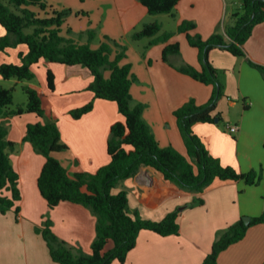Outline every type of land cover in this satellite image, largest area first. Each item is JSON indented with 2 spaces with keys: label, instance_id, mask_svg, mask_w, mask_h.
<instances>
[{
  "label": "crops",
  "instance_id": "1",
  "mask_svg": "<svg viewBox=\"0 0 264 264\" xmlns=\"http://www.w3.org/2000/svg\"><path fill=\"white\" fill-rule=\"evenodd\" d=\"M48 3L58 9L71 7L68 4L59 7L54 2ZM241 7L242 0H179L176 16L173 17L175 27L166 30L160 21L162 32L174 33L170 42L178 41L181 46L180 54L172 56L171 61L175 65L189 64L202 68L198 49L189 44L185 33L178 31L183 20L195 21L197 27L192 33L208 38L216 31H224L225 24L231 22V14ZM73 9L77 11L75 18L81 24L76 28V25L67 22V18L63 34L66 35L70 28L73 36L77 37L78 32L93 28L96 30L92 42L94 48L100 45L105 36L123 43L145 23L159 22L152 17L157 14H150L140 0H82L78 10ZM5 32L0 26V35ZM83 41H86V37ZM144 44L145 41H142L145 49ZM165 45L157 43L149 46L144 53H140L137 64L125 60L132 64V71L138 78L131 87V94L146 105L144 119L151 125L160 145H172L186 154L174 111L190 98H194L198 104L206 103L212 95L213 86L166 63L163 60ZM244 48V56H234L218 48L209 54L224 91V96L217 103V110L221 112L223 121L228 123L227 126H239L236 134L228 130L234 139L222 135L213 123L199 122L193 129L224 165H231L241 172L255 169L262 174V180L257 185H248L244 180L215 179L204 191L195 192L166 181L160 172L149 166H142L135 176L119 183L120 188L128 192L130 212L160 220L168 212L178 209L180 232L178 235L162 236L142 230L136 246L128 253L126 264H202L224 229L244 215L252 218L264 211V73L251 64L254 62L264 66V22L255 26ZM27 50L23 44L11 49L12 57H4L0 64L20 63L19 52ZM41 66L46 71V82L41 89L38 88L41 94L53 100L56 115L61 109L58 108L60 103L57 99H63L66 104L64 109L67 114L63 119L58 117V126L68 149L59 152L57 157L71 174L96 172L111 159L107 149L111 125L124 120L123 114L115 101L96 98L94 92L87 90L94 79L88 68L45 59L32 68L36 73V68ZM49 69L55 75L53 91L47 84ZM106 74L109 75V72ZM91 100L94 101L92 111L79 119L70 115L72 108ZM22 116L26 118L24 124H19L17 129L11 125L8 134L10 140L20 143L11 158L20 174L21 211L19 215L13 211L0 213V264H58L51 258L43 236L35 229L44 221L46 213L54 227L58 228L60 217L64 219L66 235L58 233L62 239L74 248L82 247L85 252L91 253V244L96 235V217L87 207L70 201H62L54 208L48 206L37 182L45 157L30 142L23 141L27 125L39 119L32 112ZM254 132L259 137L253 141V145H249L248 140ZM222 136L227 141L226 145L220 144ZM195 198H202L203 203L192 204ZM112 246L110 242L107 248ZM112 264H118V261ZM217 264H264V224L249 226L244 238L220 253Z\"/></svg>",
  "mask_w": 264,
  "mask_h": 264
},
{
  "label": "trees",
  "instance_id": "2",
  "mask_svg": "<svg viewBox=\"0 0 264 264\" xmlns=\"http://www.w3.org/2000/svg\"><path fill=\"white\" fill-rule=\"evenodd\" d=\"M140 2L150 14L175 17L179 0ZM71 13V8H55L48 0H0V26L6 31L0 35V52L21 44L28 48L27 52H19L20 63H1L0 75L4 79L33 80L36 73L32 66L41 59L70 66L82 65L94 77L87 90L94 92L96 98L117 103L125 119L111 125L107 141L111 159L96 172L71 174L57 157L56 154L67 150L68 145L62 141L58 119L54 116L45 122L29 123L23 141L30 142L45 157L37 182L48 206L54 208L62 201H70L87 207L96 217V235L91 244V253L85 252L82 247L70 246L56 235L51 219L36 226V232L47 243L51 258L58 264H111L114 260L118 264H126L128 253L136 246L142 230L162 236L178 235L180 232L178 209L168 212L160 220L144 218L137 212H130L127 190L113 191L120 181L135 176L142 166H149L160 172L166 181L195 192L204 191L215 179L244 180L248 185H257L262 180V174L255 169L241 172L231 165H224L219 157L209 151L193 126L199 122L223 121L221 112L217 110V103L224 96L223 86L209 54L218 48L234 56H244L246 41L255 26L264 22V0H242V7L231 14V22L225 24L224 31H216L208 38L192 33L197 27L193 20L185 19L179 24L178 31L185 33L189 44L198 49L201 69L189 64L175 65L171 61L172 56L180 54L181 46L178 41L170 42L174 33L162 32L160 22L145 23L140 30L132 33L131 38L136 41L150 38L145 49L153 44L165 43L163 60L166 63L213 86L212 95L206 103L198 104L194 98H190L174 111L186 154L172 145L162 147L151 125L144 119L146 105L143 102L133 103L131 87L138 78L132 71V64L125 62L127 46L105 36L98 47H92L96 37L93 28L81 32L77 37L73 36L70 28L66 35L63 34V25ZM84 37L86 41H83ZM251 64L264 73L263 65ZM47 84L50 90L55 89V75L51 69L47 72ZM23 89L28 97L27 102L14 107V88L0 84V213L3 214L13 211L19 215V202L22 200L20 174L11 158L20 143L8 137L10 118L27 112L35 113L39 118L46 117L40 90L28 84ZM93 108L94 101L91 100L72 108L69 113L79 119ZM202 203V198L192 201V204ZM254 224H264V211L252 217L248 225L240 218L224 229L202 264H217L220 253L244 238L249 226ZM110 242L113 246L108 249Z\"/></svg>",
  "mask_w": 264,
  "mask_h": 264
},
{
  "label": "rangeland",
  "instance_id": "3",
  "mask_svg": "<svg viewBox=\"0 0 264 264\" xmlns=\"http://www.w3.org/2000/svg\"><path fill=\"white\" fill-rule=\"evenodd\" d=\"M50 2H54L56 4V6H63L64 4H68V6H71V7H66V8H71L72 9V13L70 14V16L68 17V23H71V25H76V28L78 27L80 23V20L75 18V15H76V12L77 11H74L73 8H75V10H78L77 7L81 5V1L82 0H48ZM73 7V8H72ZM153 15V14H152ZM152 17H155V19L159 20V22L161 21L163 23V28L166 29V30H171L175 27V19L171 16H168V14H157L155 16H152ZM84 23L86 24V20L84 21ZM81 32H78V35L80 34ZM132 35V34H131ZM142 41H145V44L148 43V38H144L142 40H139V41H136V40H133L130 36V39H124V42L123 44H125L127 46V58L126 60L130 62H135L137 64V60H139L140 58V53H144V48L142 46ZM144 44V45H145ZM11 49H15L16 47H10ZM11 49L8 51V52H3V53H0V62H2L3 58H11L12 56L11 55ZM46 71L43 69V67L41 66L40 68H36V77L33 79V80H23V81H19L17 80L16 78H11V79H4V78H0V84H2L4 87L6 88H14V104L13 106H18V105H22V104H25L27 102V94L26 92L24 91L23 89V86L28 84V85H31V86H35L39 89H41L42 87V84L44 85L45 82H46ZM43 95V93H42ZM63 99H57L58 101V104L60 103V105H58V108H61L58 113L59 115H56L57 113H54L53 111V107H52V99L46 97V96H42V101H43V107L45 108V111H46V117L44 118H39L35 113H33L34 115H36V117L39 119L38 121H43L45 122L46 120H48L49 118L51 117H56L58 119L61 118L63 119V117L66 116L67 112L65 111V107L66 104L64 103V100L61 101ZM56 101V102H57ZM138 102H141V101H138L136 100L134 97H133V103L136 104ZM24 115V114H23ZM26 118H23L22 115L20 116H13L10 118V121H9V127L12 125L14 126L15 129L18 128V125L19 124H24ZM216 127H218L220 129V133L223 134H226L228 136H230L232 139H234V135L230 134L228 129H227V124L226 122L224 121H221L220 123L218 122H215L213 123ZM236 134V133H235ZM223 137V140L221 138V143L220 144H224L226 145V139ZM258 135H257V132L253 133L252 136L250 137V139L248 140L249 142V145H253V141L255 139H258ZM59 153V152H58ZM58 153L56 155H58ZM255 154V152H254ZM124 181V180H122ZM122 181H120V183H122ZM120 185L121 184H118L115 188H114V192H118L119 190H121L120 188ZM134 197L132 196V199ZM181 208V206L179 207ZM134 214V212L132 213ZM248 215H244L242 218L244 219V217H246ZM14 219H16V217L14 216ZM46 219H50L48 213L45 214L44 216V220ZM54 220V218H53ZM57 220V219H55ZM63 220L61 217L58 221V228L57 226L54 227V225H52V230L55 232L56 235H58V233L60 232V234H63L64 236L66 235V231H65V227L63 225ZM53 222V221H52ZM57 222V221H56ZM43 221L40 223V226L42 225ZM56 228V229H55ZM59 236V235H58ZM60 237V236H59ZM62 239V237H60ZM64 240V239H63ZM112 263H117L116 260L112 261ZM111 263V264H112Z\"/></svg>",
  "mask_w": 264,
  "mask_h": 264
},
{
  "label": "built area",
  "instance_id": "4",
  "mask_svg": "<svg viewBox=\"0 0 264 264\" xmlns=\"http://www.w3.org/2000/svg\"><path fill=\"white\" fill-rule=\"evenodd\" d=\"M227 129L231 132V133H236L239 130V126L238 125H228Z\"/></svg>",
  "mask_w": 264,
  "mask_h": 264
},
{
  "label": "water",
  "instance_id": "5",
  "mask_svg": "<svg viewBox=\"0 0 264 264\" xmlns=\"http://www.w3.org/2000/svg\"><path fill=\"white\" fill-rule=\"evenodd\" d=\"M218 120V119H217ZM244 222L248 225V224H250V222H251V217L250 216H246V217H244Z\"/></svg>",
  "mask_w": 264,
  "mask_h": 264
}]
</instances>
